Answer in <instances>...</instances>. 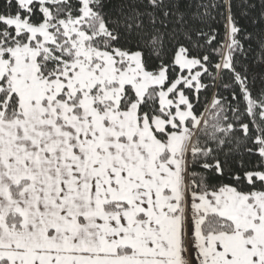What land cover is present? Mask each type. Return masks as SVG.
I'll return each mask as SVG.
<instances>
[{
    "label": "snow or ice",
    "instance_id": "6c2138e0",
    "mask_svg": "<svg viewBox=\"0 0 264 264\" xmlns=\"http://www.w3.org/2000/svg\"><path fill=\"white\" fill-rule=\"evenodd\" d=\"M0 264H264V0H0Z\"/></svg>",
    "mask_w": 264,
    "mask_h": 264
}]
</instances>
